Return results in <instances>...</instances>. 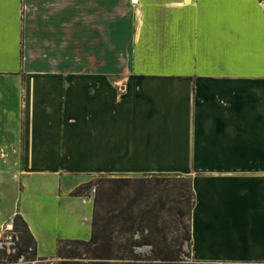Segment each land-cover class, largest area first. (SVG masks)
Segmentation results:
<instances>
[{
	"label": "crops",
	"instance_id": "obj_1",
	"mask_svg": "<svg viewBox=\"0 0 264 264\" xmlns=\"http://www.w3.org/2000/svg\"><path fill=\"white\" fill-rule=\"evenodd\" d=\"M117 1L0 0V227L46 256L84 177L182 175L193 257L264 263V0H131L121 64Z\"/></svg>",
	"mask_w": 264,
	"mask_h": 264
},
{
	"label": "rangeland",
	"instance_id": "obj_2",
	"mask_svg": "<svg viewBox=\"0 0 264 264\" xmlns=\"http://www.w3.org/2000/svg\"><path fill=\"white\" fill-rule=\"evenodd\" d=\"M131 0H118L117 11L119 17L118 27V60L119 64L131 59L129 36L127 35V17H131L129 6ZM89 16L90 9L86 8ZM104 12L103 9H98ZM108 11H110L108 9ZM87 25L90 23L87 19ZM190 179L187 176L161 175L160 178L136 176L131 174H93L83 178V182L72 194L82 187L81 196L90 197L93 211L92 232L99 233L98 243L88 239L64 238L55 243L52 251L41 256L33 244L25 243L19 231H7L0 227V264H116L125 263L124 259L104 258L107 255L115 257L122 254V246L127 237L134 236L140 239L141 234L147 233L140 218H132L134 213L152 204L160 195L164 196L167 189L175 192L178 187L188 186ZM177 188V189H176ZM175 196V194H173ZM173 206V213L162 214L158 220V227H166L167 240H182L184 229L174 231V227H184L189 223L191 206L186 200L178 203H167L166 209ZM130 211V212H129ZM183 212L178 215L176 212ZM94 223V224H93ZM22 229V227H20ZM28 245V246H27ZM140 255H151V247L147 245L135 248ZM184 261L194 262L190 246L185 245L184 252L180 254ZM202 261V260H200ZM217 264H264L260 262H227L210 261Z\"/></svg>",
	"mask_w": 264,
	"mask_h": 264
},
{
	"label": "trees",
	"instance_id": "obj_3",
	"mask_svg": "<svg viewBox=\"0 0 264 264\" xmlns=\"http://www.w3.org/2000/svg\"><path fill=\"white\" fill-rule=\"evenodd\" d=\"M161 175L168 176L170 174H152L147 177L155 176L156 178H160ZM73 194L82 195V187L78 188ZM173 194H175V196ZM183 200H186V202L190 204L192 211L193 205L195 204V194L191 186V180L188 181V186L178 187L176 192L172 189H167L164 196L160 195V197H158L151 205L147 204L144 209L139 211V214L134 213L133 210H131V212L129 211L132 218H140L142 220L147 233L141 234L140 239L135 238L134 236L127 237L121 248V255H116L115 257L107 255L104 258L126 260L125 263L122 264H217L216 262L200 260L188 262L180 257V254L184 252L185 245H191L190 219L189 223L184 225V227H174V231L179 230L180 232L182 228L184 229L181 241L176 239L173 242H168L166 236L168 231H166V227H158L157 222L162 214L167 212V215H170L173 213L174 207L170 206L166 209V204L178 203ZM176 214L183 215L184 213L182 211H177ZM13 225L14 230L19 231L22 234L21 237L25 243H31L36 247V240L30 231L28 223L20 214L15 215ZM20 227H22V229H20ZM99 240V233L96 230H93L90 242L98 243ZM143 245L151 247V255H140L135 252L136 247ZM116 264H120V262Z\"/></svg>",
	"mask_w": 264,
	"mask_h": 264
},
{
	"label": "built area",
	"instance_id": "obj_4",
	"mask_svg": "<svg viewBox=\"0 0 264 264\" xmlns=\"http://www.w3.org/2000/svg\"><path fill=\"white\" fill-rule=\"evenodd\" d=\"M4 227L7 231L15 232L13 222L7 223Z\"/></svg>",
	"mask_w": 264,
	"mask_h": 264
}]
</instances>
